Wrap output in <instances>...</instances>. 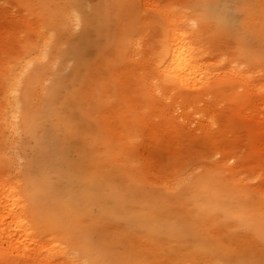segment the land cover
<instances>
[{"label":"rangeland","instance_id":"rangeland-1","mask_svg":"<svg viewBox=\"0 0 264 264\" xmlns=\"http://www.w3.org/2000/svg\"><path fill=\"white\" fill-rule=\"evenodd\" d=\"M174 22L208 49L207 75L182 95L159 92L150 61ZM40 49L13 82L7 127L6 75ZM257 89L264 0H0V175L31 190L44 232L72 238L88 264H264Z\"/></svg>","mask_w":264,"mask_h":264},{"label":"bare ground","instance_id":"bare-ground-1","mask_svg":"<svg viewBox=\"0 0 264 264\" xmlns=\"http://www.w3.org/2000/svg\"><path fill=\"white\" fill-rule=\"evenodd\" d=\"M85 5H86V3H85ZM72 15H73V13H72ZM64 16H65V14H64ZM69 22H70V19H69ZM168 31L169 32L166 33L165 35H162V34L159 35L160 44H158L157 47H155V50H153V53H152L151 59H150L151 65L153 66L152 71L156 70L155 74L161 75V76H159V77H161L160 81L158 82L159 85L156 86L157 89L160 90L159 92H161V90H162V92H165V93L171 92L172 94L174 93L175 95L176 94L182 95V93L184 94L187 91L196 90L197 86H195V85L191 86V84L196 82L199 77H204L205 75H207V73L205 71V67H206L205 63L206 62L204 59H205V55L207 54L206 51H208V49H206L205 43L198 40L199 38H197L196 35H193L191 32H189L187 30L180 29L177 26V22L169 24L168 25ZM42 37H43V35H42ZM159 37H157V38H159ZM132 43H134V42H132ZM131 51H133V50H131ZM149 52H152V51H149ZM133 53H134V51H133ZM132 55H134V54H132ZM43 56L44 55H42V57ZM147 57H145V58H147ZM135 59H136V57H135ZM40 60H41V49L37 54L30 57L28 61H24V63H22L20 65L17 74H12V72H10L9 74L6 75V77H8V79H7V84L4 88V101L6 104L5 106H7V111H9V113L6 117L7 118V122H6L7 127H8V124H9V126L12 124V121L14 122L13 119H16L17 117L20 116L18 114L19 112L16 111V104H15L16 99L14 97L16 96L17 92L12 88L13 82H14L16 77H24L25 76L24 74L26 73V71L28 72L29 68L31 67V65L33 64L34 61H38V63L40 64ZM7 67L11 68L12 67L11 63L6 64L5 68H7ZM10 68L8 70H10ZM35 72H38V74H40L39 65H38L37 69L35 70ZM155 74L153 73V76H155ZM155 78H156V76H155ZM151 80L152 79H150L149 81H151ZM17 85H19V84H17ZM30 86H31V84H30ZM28 89H27V91H28ZM250 89H251V87H250ZM257 91H259V94L264 96V90L257 89ZM200 93L202 94L203 92H200ZM163 96H162V98H163ZM204 98H205V96H204ZM155 100H158V99H155ZM160 100H161V98H160ZM180 100H181V98H180ZM207 101L209 103V100H207ZM174 102H176V101H174ZM211 102H213V101H211ZM214 102H215V100H214ZM193 105H192V107H193ZM202 105H204V103ZM202 105H199V107H201ZM190 106H187V107L189 108ZM194 106H196V105H194ZM165 108H166V106H165ZM219 108H217V109H219ZM222 108H223V106H222ZM181 109H180V111H181ZM184 110H185V108H184ZM177 111H178V109H177ZM210 111H212V110H210ZM194 115L195 114H193V116ZM181 117L183 119V116H181ZM181 122H182V120H181ZM198 122H199V120H198ZM207 122L210 123V120H208ZM182 125H184V124L182 123ZM12 127H13V125H11V128ZM208 128H210V125L208 126ZM197 133H199V132H197ZM195 134H196V132H195ZM11 135H12V133H11ZM227 137H228V135H227ZM234 143H236V142H234ZM222 152L220 151L219 155H221ZM209 155L210 154L208 153L207 157ZM16 166H18V165L16 164V162L13 161L11 163V167L15 168V170H16ZM233 172L236 173L237 175L234 174ZM233 172L231 173V175L233 176L234 183L238 187H240V188L249 187L251 180L244 179L242 182H240L237 179L241 175L245 174L244 172H242V168L235 167L233 169ZM256 177H254V178H256ZM247 178H249V177H247ZM172 183H177V181L176 182L174 181ZM177 184H179V183H177ZM174 185H176V184H174ZM253 188H254V190H258L259 192L264 194V189H263L262 183H260V182L256 183V186H253ZM183 213H184V211H183ZM39 214L40 213H39V208H38V200L34 197V194L31 192V190L27 186H25L23 184V182L16 180V178H13L8 173L0 175V257H1V259H4L5 264H61L62 258L65 259L66 261L70 262L71 264H88L85 262L86 257L82 260L78 258V255H79L78 253L80 250H79V247L76 246V244L74 243L72 238L68 239L71 242H73V246H71L72 247L71 248L70 246L64 245L62 243L58 245V243H59L58 238L53 239L50 237V235L52 236V234L44 232L43 228H44L45 222H44V220L39 218ZM47 224H48V222H47ZM219 233H221V232H219ZM59 258L61 260V261L59 260L60 263L57 261V259H59ZM87 261H88V259H87ZM208 261H210V260H208ZM4 262H3V264H4ZM0 264H2V263H0ZM185 264H189V263L186 262ZM210 264H223V261L216 259L214 261H210Z\"/></svg>","mask_w":264,"mask_h":264}]
</instances>
